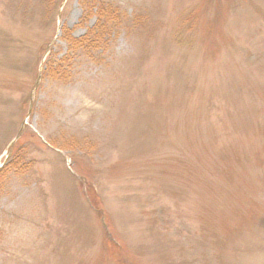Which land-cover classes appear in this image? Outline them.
<instances>
[{
	"label": "rangeland",
	"instance_id": "obj_1",
	"mask_svg": "<svg viewBox=\"0 0 264 264\" xmlns=\"http://www.w3.org/2000/svg\"><path fill=\"white\" fill-rule=\"evenodd\" d=\"M5 163L0 264H264V0H0Z\"/></svg>",
	"mask_w": 264,
	"mask_h": 264
},
{
	"label": "trees",
	"instance_id": "obj_2",
	"mask_svg": "<svg viewBox=\"0 0 264 264\" xmlns=\"http://www.w3.org/2000/svg\"><path fill=\"white\" fill-rule=\"evenodd\" d=\"M102 5H100V7H98L99 19L96 23V27H98L99 30H101V31L96 32V34H94L93 36L90 33V34L86 35L85 37H81V38H74L73 36L68 34L66 38L74 48H78L80 46H83L86 43L92 45L94 41L101 43V41L103 39V35L105 34L104 32H102V30L106 29L109 26L110 21L115 20L117 17H118V19H120L119 16L116 14L117 13L116 11L112 10L113 12H110L111 9H104ZM84 39H86V40L84 41V43H82L83 41H81V40H84ZM51 70H52V68H51ZM51 70H50V73H51ZM60 70H61L60 68L55 70L56 76L57 75L60 76L62 74V71H60ZM0 174H2V176H3L5 173L3 174V171L1 170Z\"/></svg>",
	"mask_w": 264,
	"mask_h": 264
}]
</instances>
